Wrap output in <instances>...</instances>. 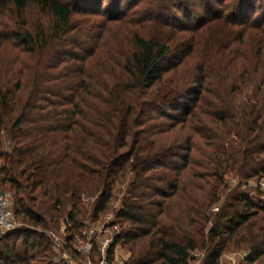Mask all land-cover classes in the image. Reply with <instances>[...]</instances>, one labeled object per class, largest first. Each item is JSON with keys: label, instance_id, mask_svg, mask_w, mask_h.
<instances>
[{"label": "trees", "instance_id": "obj_1", "mask_svg": "<svg viewBox=\"0 0 264 264\" xmlns=\"http://www.w3.org/2000/svg\"><path fill=\"white\" fill-rule=\"evenodd\" d=\"M0 1L52 16L47 30L21 26L6 39L24 55L0 44V180L28 226L6 234L24 235V256L5 245L0 264H61L46 231L64 198L71 242L88 216L84 198L96 197V220L122 182L111 254L129 246L125 264H189L197 249L219 264L234 241L248 264H264V0ZM110 23L135 26L124 49L110 50ZM196 168L212 178L202 200L183 187ZM229 175L239 183L210 214ZM252 180L258 200L239 191ZM177 196L193 229L166 219Z\"/></svg>", "mask_w": 264, "mask_h": 264}, {"label": "rangeland", "instance_id": "obj_2", "mask_svg": "<svg viewBox=\"0 0 264 264\" xmlns=\"http://www.w3.org/2000/svg\"><path fill=\"white\" fill-rule=\"evenodd\" d=\"M107 1L108 0L104 1V6L106 5ZM51 18L52 16L50 15V13H48L47 10L42 9L36 3H32L22 13H18L14 8L10 7L9 5L4 6L2 4V1H0V44L3 42L7 43L8 45L11 44L6 41L9 37L12 36L15 31L20 29L21 26H24L23 28H28L31 31L36 32L39 29L38 26L43 24L44 28L47 30ZM75 18L80 19L81 16H76ZM192 19H196V16L192 17ZM93 23L97 24V21ZM107 26L108 29L113 26L111 35H107V33L106 35L104 34V36H107L106 41L108 45L111 46L110 50H112L115 44L116 46H118V48L124 49L132 38V34L134 33V31H136V29L134 28L135 26L132 25L110 23ZM138 31L143 35H150L149 30L145 28L139 29ZM9 46L11 48L7 51L9 54H11V57L20 56L22 54L24 55V53H22L20 50L15 49L12 44ZM103 50L104 49L100 50V52H102ZM198 60L199 56L195 53L194 55L189 57L186 60L185 64H183L179 68V72L185 73V70L188 67L191 68L195 66ZM30 61L31 63H33V60H26V62ZM200 146L205 149L203 145L200 144ZM194 155L198 159L199 157H201L197 152H194ZM200 161L202 160L200 159ZM202 170L203 169L201 168L194 169L193 172H189L187 174L183 181V187L187 188L189 196H195L196 198H198V200H202L207 197V194L210 189L208 182L212 181L210 180L212 178L200 175ZM196 173L198 175H195ZM226 183L228 184L229 189L225 191V193L223 192L224 194H220L221 196L219 197V199L209 209L210 214L215 215L218 212L221 205H223L225 202L226 195L230 192V190L234 189L238 185L239 180H237L235 176L229 175V177L226 178ZM126 185L127 182H122L117 185L115 189L114 199L111 202L110 209L104 213H100L96 220H94L91 217L92 215L90 214L92 210L91 204L95 201L96 197L88 196L84 198L85 203L88 205V216L82 221L83 226H81L79 233L74 236V240L71 242L68 241V236L72 232H70V230L68 229V225L65 223V219L71 209V203L68 197L64 198V202L58 212V215H60V218L58 219V224L51 225V228L46 231V235L53 242L54 257H52V259H54V261L61 264H87L89 260H91L92 262H96L98 260L99 254L97 251H93L91 254H78L75 252V247L79 239L83 241L91 240L96 246H100L102 244V241L107 237V235H109L110 238L114 237L113 234L106 232L107 229H111L114 224H118L119 229L123 228L118 222L116 213L122 205V199L125 194ZM258 186V182L256 180H252L250 181L249 185L242 186L239 191H247L251 197L256 198L258 196ZM262 188L264 189V186H262ZM221 189H223V187ZM0 191L11 192L13 196V205L15 206L14 191L12 190L11 186L9 184H3L0 180ZM167 203L168 204L165 216L169 224H174V226H176L178 229H193L192 226L189 227V216L191 217L192 215H194V213H188L186 197L180 198L179 196H177L168 200ZM211 226L212 222L209 224V227ZM25 228H28L27 224H25L22 219H19L18 229L22 230ZM52 232L55 234L54 236L52 234L49 235V233ZM7 233L9 232L0 231V250L4 249L5 245H9L10 247L15 246V253H17L18 256L23 257L25 253V248L23 245L24 235H18L17 237L16 234L14 237L9 238L6 235ZM54 242L57 243L58 247H55ZM233 243H235V241L227 247V249L219 260V264H248L247 258L250 255V251L236 247ZM64 255L69 256V259L64 258ZM131 255L132 253L130 251L129 246H126L124 244H117L115 255H112L111 264H125L131 258ZM207 256V250L197 249L191 253L192 258L190 259L189 264H209Z\"/></svg>", "mask_w": 264, "mask_h": 264}, {"label": "built area", "instance_id": "obj_3", "mask_svg": "<svg viewBox=\"0 0 264 264\" xmlns=\"http://www.w3.org/2000/svg\"><path fill=\"white\" fill-rule=\"evenodd\" d=\"M264 186V182L260 183ZM19 218L13 207V196L9 191H0V231L1 232H12L18 229ZM118 224H114L111 229H107L106 232H109L114 235L110 238L109 235L102 241L100 246H96L93 241H83L78 240L75 247V252L78 254H91L93 251H97L99 258L96 262L89 260L87 264H111L112 255H115L116 246L114 247L113 253L111 254V247L114 244L116 236L120 233ZM55 235L53 232L49 235ZM55 247L57 243L54 242ZM58 247V246H57ZM64 258L69 259V256L64 255Z\"/></svg>", "mask_w": 264, "mask_h": 264}]
</instances>
